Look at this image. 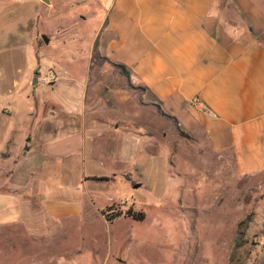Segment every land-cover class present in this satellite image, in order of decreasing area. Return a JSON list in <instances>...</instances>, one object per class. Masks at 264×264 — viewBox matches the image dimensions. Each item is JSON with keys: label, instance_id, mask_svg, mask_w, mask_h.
Here are the masks:
<instances>
[{"label": "rangeland", "instance_id": "obj_1", "mask_svg": "<svg viewBox=\"0 0 264 264\" xmlns=\"http://www.w3.org/2000/svg\"><path fill=\"white\" fill-rule=\"evenodd\" d=\"M78 1L0 0V264H96L94 252L104 250L125 264H264V173H244L236 151L214 150L204 131H185L171 119L172 127L156 128L153 153L134 145L127 160L92 153L83 166L81 146L71 152L78 160L66 162L74 145L51 136L63 124L52 114L53 100L77 98L68 78L81 84L96 63L86 60L94 0ZM215 5L222 25L244 21L236 0ZM108 66L116 74V64ZM50 71L62 86L44 80ZM25 145L34 166L42 157L56 161L39 177L42 190L18 173L25 171ZM124 167L132 175L89 182V203L102 210L70 222L53 218L51 204L82 190L80 172ZM130 207L144 219L122 214L109 221L103 214Z\"/></svg>", "mask_w": 264, "mask_h": 264}, {"label": "crops", "instance_id": "obj_2", "mask_svg": "<svg viewBox=\"0 0 264 264\" xmlns=\"http://www.w3.org/2000/svg\"><path fill=\"white\" fill-rule=\"evenodd\" d=\"M236 3L244 21L226 27L220 23L216 0H94L91 19L96 27L86 60L96 62L95 66L79 85L68 78L78 90L77 98L53 100L57 107L52 114L63 124L52 129L51 136L74 145L66 162L78 160L71 152L81 146L83 166L91 162L92 153L127 160L134 155V145L153 153L156 128L173 126L170 117L161 116L158 103L185 131H204L214 150H235L244 173H264V0ZM82 18L87 21L90 16ZM108 62L125 64L131 76L117 65L116 74L110 73ZM53 85L60 87L63 82ZM31 150L25 145L21 157L26 167L18 173L30 185L38 180L35 190H42L39 177L56 161L42 157V166L38 161L34 166ZM130 170H83L78 174L82 190L51 204L53 218L70 222L102 210L101 204L89 203V182H109L132 175ZM260 187L264 192V182ZM94 253L96 264H110L112 259L113 264H125L116 263L111 251Z\"/></svg>", "mask_w": 264, "mask_h": 264}, {"label": "trees", "instance_id": "obj_3", "mask_svg": "<svg viewBox=\"0 0 264 264\" xmlns=\"http://www.w3.org/2000/svg\"><path fill=\"white\" fill-rule=\"evenodd\" d=\"M249 29H250V31L254 34V35H256L255 34V32H254V29H253V27L250 25L249 26ZM119 68H120V70H121V72L124 74V75H126V76H128V77H130L131 76V72H130V70L127 68V66L125 65V64H123V63H118V64H116ZM157 108H158V111L162 114V115H165V116H167V117H170L171 119H173V120H175V121H177L178 119L176 118V117H174V116H170L169 114H166L163 110H162V107L160 106V105H158L157 104ZM99 179H107L106 177H100ZM109 209H111V208H108L107 210H104L103 211V214L106 216V218L109 220V221H112V220H114L116 217H118V216H120V215H122V214H124L125 216H127V217H131V218H133V219H136V220H142V219H144V217H145V215H144V213H143V211H137V210H135L133 207H130V208H128L126 211H122V210H116L115 212H113V213H108V211H109ZM238 240V243H240V237H238L237 238Z\"/></svg>", "mask_w": 264, "mask_h": 264}, {"label": "built area", "instance_id": "obj_4", "mask_svg": "<svg viewBox=\"0 0 264 264\" xmlns=\"http://www.w3.org/2000/svg\"><path fill=\"white\" fill-rule=\"evenodd\" d=\"M59 78L58 73L56 71H50L46 76H45V81L49 84L54 83L57 81ZM115 210H109L108 213H113Z\"/></svg>", "mask_w": 264, "mask_h": 264}, {"label": "water", "instance_id": "obj_5", "mask_svg": "<svg viewBox=\"0 0 264 264\" xmlns=\"http://www.w3.org/2000/svg\"><path fill=\"white\" fill-rule=\"evenodd\" d=\"M45 1L47 2L48 0H45ZM42 38H43V40H44L46 43H49V40H50V39H49L48 35H46V34L43 33V34H42ZM37 81H38V78H35L33 82L36 83ZM136 186H139V184H137Z\"/></svg>", "mask_w": 264, "mask_h": 264}]
</instances>
